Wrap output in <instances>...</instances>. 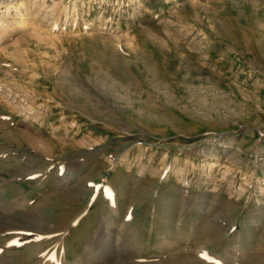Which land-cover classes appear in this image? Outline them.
Masks as SVG:
<instances>
[{"label":"rangeland","instance_id":"obj_1","mask_svg":"<svg viewBox=\"0 0 264 264\" xmlns=\"http://www.w3.org/2000/svg\"><path fill=\"white\" fill-rule=\"evenodd\" d=\"M0 252L264 264V0H0Z\"/></svg>","mask_w":264,"mask_h":264},{"label":"bare ground","instance_id":"obj_2","mask_svg":"<svg viewBox=\"0 0 264 264\" xmlns=\"http://www.w3.org/2000/svg\"><path fill=\"white\" fill-rule=\"evenodd\" d=\"M104 193H105V195H109V194H111L110 191L107 190V189H105ZM104 233H105V232H104ZM1 252H2V251H1ZM1 252H0V264H6L5 258L2 256V253H1ZM204 252H205V250H204ZM204 252H203L202 256L205 255ZM197 253H198V252H197ZM200 254H201V253H200ZM62 257H63V256H62ZM207 258L212 259V258H210V257H207Z\"/></svg>","mask_w":264,"mask_h":264}]
</instances>
